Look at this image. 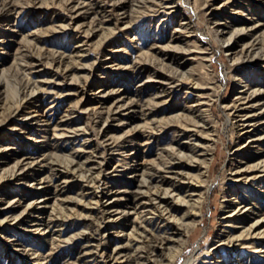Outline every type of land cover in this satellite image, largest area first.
<instances>
[{"label":"rangeland","instance_id":"374dc122","mask_svg":"<svg viewBox=\"0 0 264 264\" xmlns=\"http://www.w3.org/2000/svg\"><path fill=\"white\" fill-rule=\"evenodd\" d=\"M32 1L46 3L48 0ZM83 1L92 2L88 8L84 7L88 12L82 11L79 16V22L85 27L93 9L99 8L104 0ZM120 1H123L124 13L108 17L102 28L94 29L88 37L82 36L80 45H77L75 33L51 26L61 16L67 17L65 10L59 8L62 6H37L19 17L6 10L0 14V146H4L9 155L0 158V171L11 164L14 156L39 160L24 173L25 176L0 181L5 200L13 199L11 215L6 216L0 226V264H103L99 256L91 254L76 258L83 252L78 245L82 239L77 241V233L92 231L99 223L100 207L95 194L102 203L111 201L113 195H119L114 194L116 189H135L139 173L147 169L148 164L152 163L154 169L158 167L160 147L174 136L177 123L184 121L182 115L188 116L187 106L196 97L203 104V110L198 111L199 117H196V129L212 137L213 152L208 158V171L200 176L202 182L192 180L204 191L200 214L188 218L192 223L185 236V246L172 264H234L236 259L247 257L264 262L263 248L256 254L250 247L237 243L214 249L218 238L224 234L221 230L225 222L223 198L234 191L252 202L258 194L261 200L255 206L262 208L264 205V190L258 187L264 177L256 175L242 181L246 188L231 177V168L237 163L245 165L242 157L254 148L237 150L241 142L240 127L236 120L227 119L228 108L225 107L239 85L264 87V58L240 53V43L230 54L225 45L233 26L242 24H255L247 37H257L264 45V0H144L153 8L148 6L140 11L135 9L133 0ZM160 4L162 6L157 7ZM222 25L224 32L218 34L217 27ZM38 30L45 31L48 37L38 43L41 52L63 53L65 60L69 58L66 61L69 68L64 74L66 82L54 84L51 92L19 95L21 112L31 110L35 113L34 120L26 122L20 114H14L13 106L10 109L5 106L11 101L14 87L22 85L11 66L12 60H19V52L25 50L26 44L21 37ZM168 44H175L176 48L163 49ZM78 53L83 56L78 57ZM140 62L145 66L137 69L139 71L133 70L134 63ZM153 68L159 69V75L174 69L177 71L174 76L181 80H177V84L169 83L162 95L155 96L164 87L157 83L158 73ZM29 69L33 83H46L41 79L49 78L46 71L51 68L45 59L31 63ZM37 69L43 70L38 73L40 75H36ZM118 92L124 95V101L136 99L139 110L150 98L155 101L151 104L154 110L150 116L159 123L155 133L150 136L148 128L152 127L145 126L140 111H131L132 115L128 116L123 115L125 109H122L106 118L92 114L97 97L106 96L104 104L108 105ZM73 113L77 116L71 118ZM58 121H70L83 129L78 128L71 137L61 135V128H52L57 127ZM45 122L48 128H44ZM189 147L183 150L189 152ZM261 152L264 153V144ZM196 163L192 161L188 168L194 176L198 174ZM33 200L37 203L34 205L36 211L28 212L29 216L24 217L26 222H13L12 215ZM133 204L135 206L128 207L123 218V227L118 228L117 223L107 224L108 236L102 241L105 247L125 241L124 232L130 231L129 223L136 222L135 213L141 206ZM184 210L182 208L177 214L183 215ZM89 213L95 219L90 223L84 220ZM5 215L0 211V220ZM188 258L190 261L185 262Z\"/></svg>","mask_w":264,"mask_h":264},{"label":"bare ground","instance_id":"6f19581e","mask_svg":"<svg viewBox=\"0 0 264 264\" xmlns=\"http://www.w3.org/2000/svg\"><path fill=\"white\" fill-rule=\"evenodd\" d=\"M122 2L123 1L120 0H104L103 4L99 5V8L93 9V15L89 17L85 27L79 22V16L82 14V11L88 12L84 10V7L88 8V4L92 3L90 1L48 0L46 3H36L32 0H0V14H2V11L6 10L9 13L14 12L19 17L24 15L26 11H33L37 6H62L59 8L65 10V15H67V17L61 16V18L57 20L58 22L52 23L51 26L55 25V27L62 32L69 31L71 34L75 33L76 35L74 36L77 37V45H80L82 44V36L88 37L94 29L102 28V23H105L108 17L110 18L114 13H124ZM133 4L138 11L151 5L144 2V0H133ZM161 6L162 4L157 7ZM149 7L153 8L152 6ZM122 17H124V14ZM253 26H255V24L248 26L244 24L233 26L229 37L225 39L227 53L230 52L231 54L234 49L237 50L236 45L240 43V53L246 52L245 56L250 55L252 58H257V56L258 58H264V45L261 44L260 39L257 37H247L249 34H252L255 28ZM224 28L225 26L217 27L218 34L224 32ZM55 31L56 29L54 32ZM44 34L45 31L38 30V32L23 35L21 38L26 44L25 50L19 52V60L16 58L12 60L11 66L16 74L19 75L22 85L14 87V93L10 99L13 102L10 103V101L5 108L10 109L13 106L14 114H20V117L22 116L26 122H31V119L34 120L35 117L33 116L35 113L31 110L21 112V109H19L21 97H19V95L22 94L23 97H25L33 95L37 91L43 93L51 92L54 84L66 82V76H64V74H66L69 68L66 65V61L69 58L65 60L63 53L56 54L52 50V53L47 54L41 52L42 49L38 46V43L42 39H48ZM104 35L107 36V33H104ZM243 39H245V41H242ZM170 46H173V49L176 48L175 44H168L164 46L163 49ZM79 49L80 48L75 49V53ZM77 56L82 57L83 54L78 53ZM42 59H45L46 63L50 66L51 70L46 71V73L50 75L47 76L49 78L45 77L41 79L46 83L35 84L29 75L31 69L28 70V68L31 63L34 64L36 60ZM26 60L27 63L24 64L23 61ZM64 61L65 64H63ZM144 66L145 65L141 62L134 63L133 70H141ZM30 67L33 68L35 66ZM152 70L158 73L159 69L153 68ZM35 71L37 72L36 75H40L38 73L43 70L37 69ZM176 72V70L171 69L168 74L164 73L163 75H159L158 73L156 75L158 77L156 78L157 83L164 88L163 90L161 89L160 93H155V96L162 95L165 92V88L169 86V83L177 84V80H181V78L174 76ZM80 86L85 88V85ZM238 87L235 96L230 99L225 107L226 109L228 108L227 119L231 118L236 120V124L240 127L238 134H240L239 139L241 138V142L238 144L237 150L240 149L241 152L251 147L254 148V151L247 152L246 155L242 157L245 165L237 163L231 168V177L235 179V181L239 180L240 185L246 188V185L242 184V181L246 182L249 179H253L256 175L264 177V153L261 152L264 144V87L260 84H257L254 88H250L246 84L239 85ZM123 97L124 95L118 92L116 97L113 98L108 105L104 104L106 102V96L101 98L97 97L96 103L92 106V114H96V117L105 115L106 118L111 114H118L122 109H125L123 115L125 114L128 116L132 115L129 114L131 111L133 113L140 111L145 119V126L152 127L148 128L150 136L155 133V126L159 123L154 121V117H150L154 110L151 104H155V101L150 98L151 100L145 105H142L139 110L136 108V99L130 98L124 101ZM202 106L203 104H201L200 98L198 97L190 102L187 106L188 116L182 115L184 121H179V123H177L178 127L177 130L174 131V136L169 138V141L164 146L160 147L158 151V156L161 160V163L158 162L160 165H157L158 167L154 169L151 163L148 164L147 169L143 168L141 173H139L141 176L137 180L138 183L135 189L125 190L124 188L119 191L116 189L114 194L119 195L116 197L113 195L111 201L109 199V201L105 203L100 201L97 193L95 194L97 196V203L100 207V214L97 217V219L99 218V223L97 222L96 226H93L94 229H92V231L85 230L77 233V241L82 239L81 245H78L83 252L78 255L76 254V258L81 255L91 254L93 256H99L103 264H125L127 261H131L132 264H172L175 262L176 258L179 257L178 255L183 251L186 242L185 236L192 223L188 218H195L200 214L199 207L204 196V191L200 190V184L196 187L197 185H195L192 180L196 179V182H202L200 181V176L205 175L208 171L210 166V159L208 158H210L213 152L212 137L207 135L206 132L198 133L196 129V117H199L200 111L203 110ZM75 116L77 115L73 113L70 117L73 118ZM69 122L58 121L57 127L54 125L52 128H61L62 131L59 132L61 135L65 134L71 137L76 134L75 132L81 127ZM44 125V128H48L47 122H45ZM175 136H177V138H175ZM188 146H190V151L185 152L183 148H187ZM6 151L4 146H0V158L9 156L5 153ZM38 161L39 160L35 158L27 156H14L11 164L2 167L0 171V181L19 179L22 174L25 176L24 173L26 171L28 172L32 165L38 163ZM192 161L197 162L195 164L198 169L197 176L188 172V168L192 166ZM70 172L73 173L72 171ZM64 175L68 176L67 172H65ZM67 180L68 179H65V181ZM258 187L264 190V182L260 181ZM96 188L100 189L99 187ZM206 189H209V187ZM97 191L98 190H96V192ZM256 197L257 198H254L255 200L253 199L252 202H248L240 195H237L236 192L232 191L230 196L223 198L222 205L224 208L223 217L225 222L221 230L224 234H221L218 238L219 243L214 247L216 251L236 243L238 245L243 244L246 247H250L251 252L254 254L264 249V205L262 208L256 207L255 204L261 200L258 194ZM12 200L13 199L5 200L2 191H0V211L6 214L0 220V226L5 221L6 216L11 215L10 211L13 207ZM4 201H6L5 204H3ZM41 201L43 202V200ZM35 203V200L28 202L23 210L16 215H12V221H18V223L26 222L25 220L27 218L25 219L24 217L29 216L28 212L33 213L36 211L34 210ZM133 203L141 204V206L139 211L135 213V216H138L135 217L136 222L134 223L133 221V223H129L131 226L130 231L124 232L125 241L122 243H114L110 248L105 247L102 241L108 236L105 230L107 224L109 223L112 225V223H117L118 228L123 227L125 225L123 218L127 214L128 207L135 206ZM182 208H185L182 213L183 215H178L177 212ZM141 212L144 213L141 214ZM84 215H86V213ZM93 219L94 216H91L89 213V217L84 220H88L90 223ZM31 220H33L32 224L36 223L34 222V218ZM49 220H51V217ZM152 221L154 223H150ZM119 222H121L120 225ZM47 223L48 221H45V224ZM38 227H34V229H38ZM122 229H119V231H122ZM188 261H190L189 258L186 259L185 262ZM259 261L262 260H255L249 257L238 258L235 260L234 264H264L263 261ZM40 262L44 261L41 260Z\"/></svg>","mask_w":264,"mask_h":264}]
</instances>
